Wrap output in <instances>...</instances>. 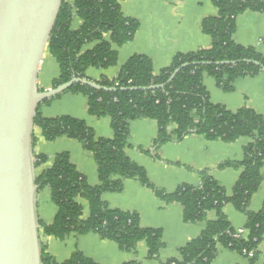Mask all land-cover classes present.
<instances>
[{
  "label": "trees",
  "instance_id": "trees-1",
  "mask_svg": "<svg viewBox=\"0 0 264 264\" xmlns=\"http://www.w3.org/2000/svg\"><path fill=\"white\" fill-rule=\"evenodd\" d=\"M124 0H62L61 7L47 43V52L56 61L59 76L52 82L58 87L73 78L86 79L90 68L105 70L117 64V51L131 42L139 28L137 20L127 18L121 11ZM217 9V17L202 22L205 35L210 36L211 46L173 57L171 64L153 74L148 57L134 55L124 64L114 79L93 81L110 91L95 90L76 84L68 93L81 94L87 99L88 114L95 118H109L113 137L96 139L84 121L69 116L44 118L38 105L33 126L39 128L48 142L66 137L77 141L92 154L99 185L89 186L86 179L70 162L69 154L59 153L50 168L35 178L37 193L48 188L56 214L52 223L38 220L41 238L63 241L70 235L96 234L100 239L115 243L121 251L133 252L140 242L147 246V259L158 257L163 248L160 230L144 229L139 216L133 212L111 209L102 200L107 193H119L126 180H136L166 203H178L183 207L185 223L205 222L201 234L179 250V257L161 264H212L218 249L234 251L248 258L253 264L264 236V207L259 212L249 210L250 201L261 186V169L264 165V118L250 108L236 112L209 100L203 85L205 76L213 78L225 93L233 91L235 80L264 73V57L253 48L241 47L233 41L236 18L244 12H264V0H211ZM75 18L81 20L78 30L72 29ZM109 35V40L105 36ZM94 44L91 50L83 47ZM227 62L222 65V62ZM244 61L256 62L246 64ZM186 65L167 83L173 72ZM163 86L161 89L143 91V88ZM128 89H136L128 91ZM149 119L157 123L158 131L153 141V157L158 158L159 148L169 142H180L188 135L196 134L209 141L234 143L240 138L251 142L243 150L241 161H225L218 168H233L241 174L231 195L208 174L200 173L198 186L181 185L172 194L156 188L149 182L146 171L125 156L130 123ZM170 124L175 128L171 130ZM35 138L32 136V148ZM34 168L47 160L34 154ZM87 202L89 214L83 218ZM232 205L246 218L244 233L239 236L223 214V208ZM216 219L207 221L209 212ZM238 235V236H237ZM42 264H97L81 252L73 253L66 261L58 263L41 243ZM125 264H142L132 261Z\"/></svg>",
  "mask_w": 264,
  "mask_h": 264
},
{
  "label": "crops",
  "instance_id": "crops-1",
  "mask_svg": "<svg viewBox=\"0 0 264 264\" xmlns=\"http://www.w3.org/2000/svg\"><path fill=\"white\" fill-rule=\"evenodd\" d=\"M121 11L125 17L137 20L139 28L131 42L121 47L112 45L117 51L116 66L105 70L88 69L86 78L89 81L97 82L104 77L114 79L134 55L148 57L152 63L153 74L157 76L171 64L174 56L208 49L211 46L210 36L205 35L201 28L205 19L217 17V9L211 0H124L121 2ZM81 25V20L75 18L72 29L78 30ZM105 39L109 40V35H106ZM233 41L241 47L255 49L264 57V12L247 11L239 15L235 21ZM93 47L94 44H88L83 47L82 52ZM45 55L52 58L47 51ZM54 62L55 64H51L49 70L44 72L48 74L46 80L39 76L42 68L40 65L37 79L40 90L53 88L52 82L59 76L58 65L55 60ZM203 85L211 103L225 106L230 112L250 108L264 118V73L235 80L231 93L223 92L209 76L204 77ZM40 113L44 118L69 116L82 120L93 130L96 139L113 137L110 119L90 116L87 111V99L81 94L66 91L56 96L49 104L41 106ZM169 128L173 130L175 125L170 124ZM157 131V123L149 119L130 123L129 138L124 150L125 156L146 171L152 185L166 194H172L181 185L198 186L200 173L206 171L228 195H231L241 171L218 167L225 161H241L244 148L251 142L249 138L225 143L220 140L209 141L202 136L191 134L180 142L162 145L157 153L158 158H155L153 141ZM33 137L35 138L33 153L47 158L41 167L35 169L36 176L51 167L55 155L66 152L69 154L70 162L86 179L87 184L99 185L94 158L80 143L66 137L48 142L43 139L41 131L36 127L33 129ZM261 174L260 189L253 195L249 204V210L252 212H259L264 207V165ZM102 200L111 209L136 213L142 228L161 231L163 248L159 251L158 257L153 260L147 259L148 249L144 242H140L133 252H124L115 243L102 240L96 234L85 236L72 234L63 241L49 237L41 238V243L46 246V252L56 262H64L73 253L81 252L97 264H125L132 261L161 264L178 258L179 250L195 240L205 226V222L185 223L183 207L180 204L164 202L152 190L141 186L136 180L124 181L121 192L104 194ZM78 202L83 207L85 219L89 214L88 204L82 199ZM55 208L48 188L37 193L38 220L45 224L52 223L57 210ZM223 214L236 231L244 232L246 218L243 214L232 205H226ZM215 219L216 213L209 212L207 221ZM249 259L234 251L219 248L212 264H251ZM253 264H264V236Z\"/></svg>",
  "mask_w": 264,
  "mask_h": 264
},
{
  "label": "water",
  "instance_id": "water-1",
  "mask_svg": "<svg viewBox=\"0 0 264 264\" xmlns=\"http://www.w3.org/2000/svg\"><path fill=\"white\" fill-rule=\"evenodd\" d=\"M61 3L0 0V264H42L32 148L38 105L76 84L110 91L81 78L48 90L39 89V67ZM244 63L258 66L256 62ZM184 67L175 70L167 83ZM132 90L136 89H128Z\"/></svg>",
  "mask_w": 264,
  "mask_h": 264
},
{
  "label": "rangeland",
  "instance_id": "rangeland-1",
  "mask_svg": "<svg viewBox=\"0 0 264 264\" xmlns=\"http://www.w3.org/2000/svg\"><path fill=\"white\" fill-rule=\"evenodd\" d=\"M51 64L52 65L55 64L54 60L52 58L48 57L47 55H45L44 58H43V60H42V64H41L42 68L40 70L41 73L39 75L42 79H44V80L47 79L48 74L47 73H44V72H47L49 70V66ZM42 79H41V82L44 83V80H42Z\"/></svg>",
  "mask_w": 264,
  "mask_h": 264
},
{
  "label": "built area",
  "instance_id": "built-area-1",
  "mask_svg": "<svg viewBox=\"0 0 264 264\" xmlns=\"http://www.w3.org/2000/svg\"><path fill=\"white\" fill-rule=\"evenodd\" d=\"M244 232H238L239 236L243 235ZM238 236V235H237ZM252 257V253H249L248 254V258H251Z\"/></svg>",
  "mask_w": 264,
  "mask_h": 264
}]
</instances>
